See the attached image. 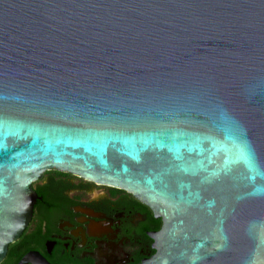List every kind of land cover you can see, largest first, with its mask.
Listing matches in <instances>:
<instances>
[{
	"label": "water",
	"instance_id": "95a60500",
	"mask_svg": "<svg viewBox=\"0 0 264 264\" xmlns=\"http://www.w3.org/2000/svg\"><path fill=\"white\" fill-rule=\"evenodd\" d=\"M50 170L161 219L141 264H264V0H0V264Z\"/></svg>",
	"mask_w": 264,
	"mask_h": 264
},
{
	"label": "flooded vegetation",
	"instance_id": "af4514ba",
	"mask_svg": "<svg viewBox=\"0 0 264 264\" xmlns=\"http://www.w3.org/2000/svg\"><path fill=\"white\" fill-rule=\"evenodd\" d=\"M32 189L41 198L16 241L19 260L37 252L48 264H141L155 254L146 232L162 221L129 193L56 170Z\"/></svg>",
	"mask_w": 264,
	"mask_h": 264
},
{
	"label": "trees",
	"instance_id": "16d2710c",
	"mask_svg": "<svg viewBox=\"0 0 264 264\" xmlns=\"http://www.w3.org/2000/svg\"><path fill=\"white\" fill-rule=\"evenodd\" d=\"M17 245L18 242L8 246L7 255L1 264H16L18 262L23 252L19 255H16L15 251L17 250Z\"/></svg>",
	"mask_w": 264,
	"mask_h": 264
}]
</instances>
